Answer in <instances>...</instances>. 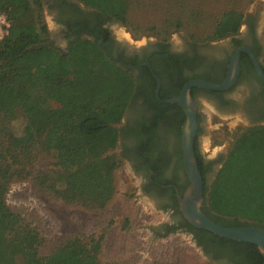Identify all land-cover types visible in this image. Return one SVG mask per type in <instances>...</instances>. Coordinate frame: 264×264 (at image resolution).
Here are the masks:
<instances>
[{
  "label": "trees",
  "instance_id": "16d2710c",
  "mask_svg": "<svg viewBox=\"0 0 264 264\" xmlns=\"http://www.w3.org/2000/svg\"><path fill=\"white\" fill-rule=\"evenodd\" d=\"M79 1L109 19L130 23L133 0ZM164 2L168 7L164 31L193 26L194 20L202 23L199 17L203 14L190 7L188 0ZM42 10V0H0V12L10 22L8 34L0 39V264H101L102 236L67 239L48 256H42L43 237L7 203L10 187L33 177L37 185L66 203L106 208L116 193L115 172L120 167L116 154L110 153L117 148L120 131L116 126L137 94V80L131 70L117 65L96 43L78 39L68 53L49 47ZM243 15L235 8L222 12L215 17L210 40L195 42L238 32ZM163 30L160 32L165 33ZM161 40L168 41L167 37ZM159 49L149 59L161 77L159 69L170 73L182 62L167 46L160 45ZM141 70L151 79L144 98L160 118L166 110L178 112L174 126L180 143L185 114L180 106L166 101L178 96L189 78L177 85L175 95L161 89L159 99L155 94L156 80L147 68ZM18 118L26 121L21 135L12 128ZM38 152L52 153L55 168L35 173ZM195 152L208 195V210L216 214V224L231 227L219 221L235 217L263 226L264 126L250 128L238 137L232 155L209 187L196 146ZM242 158L247 160L245 167L237 162ZM152 171L157 175L156 167ZM247 187L260 192L248 193V197L234 195ZM175 231L169 227L163 237ZM241 244L258 251L254 244ZM258 257L257 264H262L263 257Z\"/></svg>",
  "mask_w": 264,
  "mask_h": 264
},
{
  "label": "flooded vegetation",
  "instance_id": "af4514ba",
  "mask_svg": "<svg viewBox=\"0 0 264 264\" xmlns=\"http://www.w3.org/2000/svg\"><path fill=\"white\" fill-rule=\"evenodd\" d=\"M42 1L44 9L52 16L56 26L52 33L49 31V47L68 53L78 39L96 43L117 65L130 69L137 80L136 97L132 99L120 124L116 126L120 131L116 156L119 163L128 167L131 174L140 180V192L146 201L156 212L166 216L167 221L154 228V233L163 236L169 227L176 228L175 232L190 238L208 264H257L260 261V252L257 253L259 250L244 246L242 242L229 239L223 241L219 236L201 232L204 229L193 227L184 218L179 197L183 196L190 182L184 167L181 142H178L174 126L178 112L166 110V115L160 118L159 112L146 102L144 93L148 92L151 79L144 76L141 68H147L155 80L156 75L161 82V89L169 95L177 93V85L184 78H189L188 82L201 80L221 84L227 77L235 55L243 48L254 54L264 71V1H258L245 14L242 20L244 29L213 41H188L181 49L175 48L169 41L163 43L162 40L133 49L124 39L114 34L112 23L116 20L109 19L107 15L85 3L79 0ZM160 45L167 46V50L182 62L172 72L164 73L162 68L159 69L160 64L156 60L161 77L157 76L149 59L153 53L160 51ZM239 64L238 79L229 90L214 92L197 87L192 88L198 89L197 91L191 90L198 107L199 129L195 146L201 157V164L207 171L205 178L208 187L222 163L206 158L201 151L200 138L205 129L200 103L205 100L213 105L217 114L228 116L231 120L241 119L246 124L244 131L264 126V81L259 76L250 54L240 51ZM232 136L234 142L239 135L237 133ZM153 166L157 169V175L152 171ZM201 209L209 219L218 221L216 214L208 210L207 193ZM224 218L219 221L221 225L258 226L248 220ZM258 227L264 229V225Z\"/></svg>",
  "mask_w": 264,
  "mask_h": 264
},
{
  "label": "rangeland",
  "instance_id": "374dc122",
  "mask_svg": "<svg viewBox=\"0 0 264 264\" xmlns=\"http://www.w3.org/2000/svg\"><path fill=\"white\" fill-rule=\"evenodd\" d=\"M258 1L264 0H188L190 7L203 14L199 17L202 23L194 20L193 26L164 31L162 24L166 19L165 12H168L164 0H133L130 23L124 24L116 20L112 23V29L118 38L124 39L133 49H140L163 37H167L175 48L181 49L188 41L209 39L217 15L235 8L244 13V18ZM41 13L50 40L49 31L52 33L56 26L44 7ZM242 20L238 30L244 29ZM154 28L157 30H151ZM199 106L205 129L200 138L201 151L206 158L222 163L223 167L232 155L238 137L245 132L246 124L241 119L231 120L228 116L217 114L213 105L205 100ZM25 126L23 118L12 122L13 131L17 135L23 133ZM237 133L239 136L233 142L232 135ZM116 151L117 148L110 153L116 154ZM246 161L242 158L237 162L245 167ZM54 163L56 158L52 153H41L34 171L42 173L53 169ZM222 167L218 169L216 176ZM212 181L214 182L212 179L209 186ZM115 185L116 193L104 209L66 203L37 185L33 177L14 183L7 195V203L43 237L44 242L40 247L42 256H48L67 239L102 236L101 264H208L187 235L174 232L163 237L164 235L154 233V228L167 221L166 216L156 212L142 196L140 180L131 174L128 167L120 164L115 172ZM259 192L255 187H247L234 195L248 197V193L254 195ZM240 219L251 221L247 218Z\"/></svg>",
  "mask_w": 264,
  "mask_h": 264
},
{
  "label": "water",
  "instance_id": "95a60500",
  "mask_svg": "<svg viewBox=\"0 0 264 264\" xmlns=\"http://www.w3.org/2000/svg\"><path fill=\"white\" fill-rule=\"evenodd\" d=\"M252 57L259 76L264 81V71L256 60L254 54L248 49H241ZM235 55L229 67L227 77L221 84H214L207 81H191L184 85L178 97L169 99L166 102L181 107L185 114V120L181 128V147L183 153L184 167L189 177V186L183 196L179 197L180 210L184 218L195 228L204 229L221 238L238 242H247L257 246L263 257L264 264V229L258 226L223 227L209 219L201 207L206 197L205 182L199 169L195 152L196 137L199 129L198 107L191 90L194 87L208 91L223 92L229 90L236 83L239 73V54ZM157 80L156 97L160 99L161 82Z\"/></svg>",
  "mask_w": 264,
  "mask_h": 264
},
{
  "label": "built area",
  "instance_id": "2783aa9c",
  "mask_svg": "<svg viewBox=\"0 0 264 264\" xmlns=\"http://www.w3.org/2000/svg\"><path fill=\"white\" fill-rule=\"evenodd\" d=\"M9 28L10 22L7 16L0 12V39H3L8 34Z\"/></svg>",
  "mask_w": 264,
  "mask_h": 264
}]
</instances>
